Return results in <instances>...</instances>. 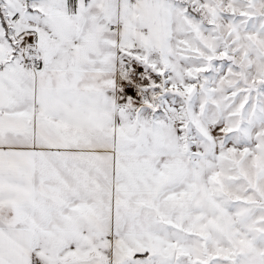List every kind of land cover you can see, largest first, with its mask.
I'll list each match as a JSON object with an SVG mask.
<instances>
[{
	"label": "snow or ice",
	"instance_id": "snow-or-ice-1",
	"mask_svg": "<svg viewBox=\"0 0 264 264\" xmlns=\"http://www.w3.org/2000/svg\"><path fill=\"white\" fill-rule=\"evenodd\" d=\"M0 264H264V0H0Z\"/></svg>",
	"mask_w": 264,
	"mask_h": 264
}]
</instances>
